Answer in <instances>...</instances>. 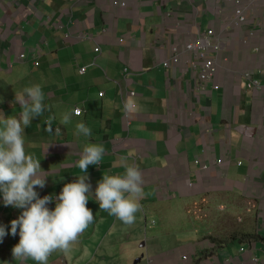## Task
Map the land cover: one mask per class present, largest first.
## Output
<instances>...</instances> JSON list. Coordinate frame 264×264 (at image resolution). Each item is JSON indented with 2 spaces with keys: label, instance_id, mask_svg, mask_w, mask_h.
<instances>
[{
  "label": "crops",
  "instance_id": "obj_1",
  "mask_svg": "<svg viewBox=\"0 0 264 264\" xmlns=\"http://www.w3.org/2000/svg\"><path fill=\"white\" fill-rule=\"evenodd\" d=\"M234 1L0 0V113L18 115L15 96L34 84L48 105L25 129V151L50 174L39 195L76 179L89 142L106 149L88 168L93 191L126 165L143 175L134 223L91 199L93 223L48 264H264V0ZM238 8L246 21L235 24ZM211 30L224 46L221 90L205 94L190 58L165 63ZM75 109L84 114L61 125ZM81 121L91 137L76 134ZM20 212L0 197V224ZM19 238L5 236L0 264H15Z\"/></svg>",
  "mask_w": 264,
  "mask_h": 264
},
{
  "label": "clouds",
  "instance_id": "obj_2",
  "mask_svg": "<svg viewBox=\"0 0 264 264\" xmlns=\"http://www.w3.org/2000/svg\"><path fill=\"white\" fill-rule=\"evenodd\" d=\"M117 3L120 7L127 6L125 1ZM21 55L25 58L21 59ZM21 55L19 59L25 60L26 55ZM221 55L222 52L214 57L219 61ZM37 64L40 65L39 62ZM165 68L170 69L166 63ZM203 91L209 93V89ZM45 100L41 85L34 84L15 96V102L20 106L18 115L5 117L0 113V197L3 206L21 210L19 217L10 222V229L0 224V243L9 234L16 236L18 231L19 242L11 250L15 264H26L28 260L35 264H48L53 252H67L94 221L93 211L87 207L89 200L94 199L99 209L130 225L135 221L136 213L141 208L140 198L144 195L143 175L135 165H126L123 174H103L93 191L88 168L101 164L106 149L102 143L89 142L83 146L79 152L80 158L75 162L74 166L79 169L76 179L65 183L58 195L41 197L36 189L46 186L50 174L41 168L40 158L25 151V129L32 125L33 119L41 118L48 110ZM80 114V109L65 113L60 124L66 126L73 115ZM127 122L130 127L132 121ZM46 124L45 130L53 132L51 120L46 121ZM75 131L77 135L92 136L91 128L82 121L75 125ZM55 134H61L60 127L55 128ZM53 202L55 207L50 209L48 205Z\"/></svg>",
  "mask_w": 264,
  "mask_h": 264
},
{
  "label": "built area",
  "instance_id": "obj_3",
  "mask_svg": "<svg viewBox=\"0 0 264 264\" xmlns=\"http://www.w3.org/2000/svg\"><path fill=\"white\" fill-rule=\"evenodd\" d=\"M231 3H234V0H230ZM116 5H119L117 3ZM123 5H125L123 3ZM236 5H240V2H237ZM237 16L239 20L235 22V24L243 23L246 21V17L244 16V12L241 8H238L237 10ZM82 39H88L87 37H81ZM224 46L223 44L217 39V34L215 31L211 30L205 34H201L193 43L187 45L185 47V50L183 52H179V50H176V57L172 62L166 63V67L170 68L172 65H178L182 61V57L187 56L190 58V62L192 64V69L194 72H197L200 75V85L202 87V90H208L211 85H213L217 79L220 66L218 64L217 59L214 57V55L219 56L221 52H223ZM96 52L99 53V48L96 49ZM21 59H24L25 56L21 55ZM38 66V64H37ZM86 68H83L81 70V73H85ZM126 72H129V69L126 70ZM252 87L250 89H254L258 86L257 83L254 81L252 84H250ZM213 88L215 90H220V87L216 84L213 85ZM102 97L105 96V94L101 95ZM81 114L77 116H82L84 114V111L82 109ZM220 165H223V161L220 162ZM205 170H208L207 167L204 168ZM190 258L186 256L184 258L185 262H190ZM152 264V263H151Z\"/></svg>",
  "mask_w": 264,
  "mask_h": 264
}]
</instances>
